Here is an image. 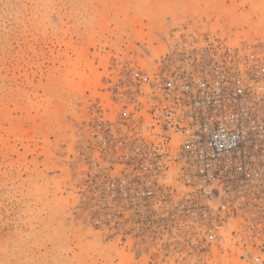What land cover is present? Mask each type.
<instances>
[{"label": "rangeland", "instance_id": "374dc122", "mask_svg": "<svg viewBox=\"0 0 264 264\" xmlns=\"http://www.w3.org/2000/svg\"><path fill=\"white\" fill-rule=\"evenodd\" d=\"M217 64L264 85V0H0V264H264V185L210 233H156L117 174Z\"/></svg>", "mask_w": 264, "mask_h": 264}, {"label": "built area", "instance_id": "2783aa9c", "mask_svg": "<svg viewBox=\"0 0 264 264\" xmlns=\"http://www.w3.org/2000/svg\"><path fill=\"white\" fill-rule=\"evenodd\" d=\"M146 126L124 145L117 174L130 205L138 199L137 211L157 219L156 233L182 226L207 234L255 208L249 187L264 185V85L217 64L177 85Z\"/></svg>", "mask_w": 264, "mask_h": 264}]
</instances>
